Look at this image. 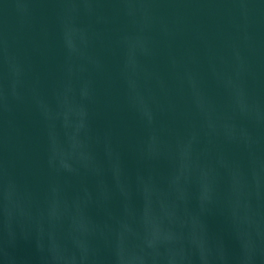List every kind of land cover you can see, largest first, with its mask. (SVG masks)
Listing matches in <instances>:
<instances>
[{"label":"water","instance_id":"95a60500","mask_svg":"<svg viewBox=\"0 0 264 264\" xmlns=\"http://www.w3.org/2000/svg\"><path fill=\"white\" fill-rule=\"evenodd\" d=\"M0 264H264V0H0Z\"/></svg>","mask_w":264,"mask_h":264}]
</instances>
